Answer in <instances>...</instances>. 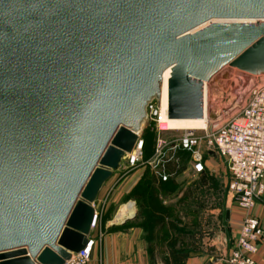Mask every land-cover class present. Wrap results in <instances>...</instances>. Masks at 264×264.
<instances>
[{
    "label": "water",
    "instance_id": "1",
    "mask_svg": "<svg viewBox=\"0 0 264 264\" xmlns=\"http://www.w3.org/2000/svg\"><path fill=\"white\" fill-rule=\"evenodd\" d=\"M167 70V119H202L205 86L223 115L264 74V0H0V264L85 249Z\"/></svg>",
    "mask_w": 264,
    "mask_h": 264
},
{
    "label": "built area",
    "instance_id": "2",
    "mask_svg": "<svg viewBox=\"0 0 264 264\" xmlns=\"http://www.w3.org/2000/svg\"><path fill=\"white\" fill-rule=\"evenodd\" d=\"M250 77V87L223 115L208 121L206 130L179 131L170 148H166V143L160 139L156 143L158 163L154 168L155 178L162 182L175 178L176 172L170 173L166 169L174 159L169 157V150L190 153L189 166L193 178L208 170V159L216 158L226 175V196L245 212L231 251L215 264H257L253 256L259 245H264V230L259 220L250 214L264 193V75ZM159 117L158 99L153 98L146 105L143 123L157 119L158 125ZM141 133L142 129L137 133L132 152L122 159L127 167L137 165L142 158ZM97 229L95 210L91 234ZM91 234L85 249L72 255L66 264H91L93 251L101 239L100 233L95 238Z\"/></svg>",
    "mask_w": 264,
    "mask_h": 264
},
{
    "label": "rangeland",
    "instance_id": "3",
    "mask_svg": "<svg viewBox=\"0 0 264 264\" xmlns=\"http://www.w3.org/2000/svg\"><path fill=\"white\" fill-rule=\"evenodd\" d=\"M239 74L242 76L249 75L244 72H239ZM258 75L263 76L264 74ZM251 82L250 77L239 96L250 87ZM156 120L157 119H155V121ZM155 121H147V123H143L142 125L141 140L143 141V147L140 162L135 166L127 167L125 162L121 161L119 168L113 173V176L106 182L100 191L94 204L97 213L98 229L93 230L92 234L94 235V233H96L97 235L99 233L104 234L105 232H123L133 225L144 226L146 228L144 230L146 232V240L151 241L150 252H152V264H164V259L166 258L172 244L175 243L176 245L177 242L183 241L182 239L184 238V235L181 236L179 232L182 233L184 230L181 228L179 229L181 226L179 225V222L181 221L182 225H185V227L190 223L188 221L189 217H185L183 214L186 210L193 211L195 209H193L194 203H189L190 196L184 199V202L181 204L174 205L176 202L174 197L175 192L171 194L165 192L163 195V201H167L168 206H162V208L165 210L166 218L173 221H168V225L170 226H165L162 229L151 228V233L147 235L146 230H148L149 219H147L145 215L146 200L142 199V189H138V185L140 182L145 181L144 179H154L159 181L154 176V168L157 167L158 163V159L155 156L157 140L160 139L162 142H165L166 148H170L174 145L172 141L179 134V131H159ZM168 155L169 157H174L169 164H173V162L175 164L176 162L177 172H180L187 167L190 168V153L169 150ZM207 168L208 170L197 178H193L191 174H188L184 179L187 181L188 185H190V183H196L194 187H188L185 191L190 192L192 189L191 194H195V196L197 194L195 199L198 208L197 217L199 218V221L197 236L199 239L203 236L206 238V235L211 232L212 227L210 226V228L207 229L205 228V225L209 226L213 218L212 216H214L211 215L212 211H217L218 215H221L228 205L225 189L226 175L224 170L216 158L208 159ZM171 180L172 179L170 178L165 182H159L167 183ZM134 183L135 186L131 188ZM196 191L198 192L196 193ZM130 203L134 205V214L136 215V218L134 221L121 225V223L127 218L125 207ZM180 213L185 219L180 220V218H176L175 220L174 216L177 215L179 217ZM117 217H121L122 220H119ZM218 218L221 219V216ZM201 224L203 225L202 227ZM148 254L150 253L148 252Z\"/></svg>",
    "mask_w": 264,
    "mask_h": 264
},
{
    "label": "crops",
    "instance_id": "4",
    "mask_svg": "<svg viewBox=\"0 0 264 264\" xmlns=\"http://www.w3.org/2000/svg\"><path fill=\"white\" fill-rule=\"evenodd\" d=\"M176 172L175 184L177 185V189L175 192L176 202L174 205L181 204L184 202L183 200L190 196L189 203L193 202L194 207L193 211H188L183 214L185 217H189V224L187 227L183 226L181 221L179 222V229H183L180 235H184L183 241L177 242L174 247V250H182L188 254L184 264H215L218 260L226 256L232 249L233 241L238 236L239 229L242 224V219L245 216V212H243L240 208L236 206L234 202H232L227 197L228 205L221 215H218L217 211H212L211 215L212 220L209 226L205 225V228H211L210 234L206 235V238L203 236L202 238H198V221L197 217V205L196 199L197 194H191L190 192H186V188L194 187V184H187V181L184 180L186 175L190 174V168L187 167L180 172ZM174 172V173H175ZM157 184L160 183L157 181ZM136 183V182H135ZM135 183L131 188L135 186ZM173 192H169L167 194H171ZM198 191H196L197 193ZM164 193H158V200L161 201L162 206H168L167 201H163ZM188 214V215H187ZM228 214V216L226 215ZM252 216L257 218L260 222L262 229L264 230V193L256 202L254 208L250 212ZM177 215L174 216V219L180 218V220H184L185 217ZM221 216V219L218 218ZM136 218V217H135ZM134 221V220H132ZM166 222L173 221L165 219ZM207 224V222H206ZM203 225L201 224V227ZM92 238H95L97 235H91ZM149 246L151 248V244L149 245L146 240V232L139 225H133L128 227L123 232H105L101 234L100 242L95 247L91 264H152V261L149 257ZM253 260L257 264H264V245H259L257 253L253 256Z\"/></svg>",
    "mask_w": 264,
    "mask_h": 264
},
{
    "label": "trees",
    "instance_id": "5",
    "mask_svg": "<svg viewBox=\"0 0 264 264\" xmlns=\"http://www.w3.org/2000/svg\"><path fill=\"white\" fill-rule=\"evenodd\" d=\"M166 169L170 173H174L176 170V165L167 164ZM145 181L140 182L138 185V189H142V199L145 201V215L147 219H149L147 235L151 233L152 229H162L168 225L169 222H166L165 210L162 208L161 203L158 200V193H169L173 192L177 189V185L174 180L168 181L167 183H158L154 179H144ZM143 187V188H142ZM166 209V208H165ZM144 230L146 229L144 226H140ZM150 240L148 243L150 245ZM175 243L172 244L170 250L167 253L166 258L164 259V264H184L188 254L182 250H174ZM149 246V257L152 261V252Z\"/></svg>",
    "mask_w": 264,
    "mask_h": 264
},
{
    "label": "bare ground",
    "instance_id": "6",
    "mask_svg": "<svg viewBox=\"0 0 264 264\" xmlns=\"http://www.w3.org/2000/svg\"><path fill=\"white\" fill-rule=\"evenodd\" d=\"M204 25L199 28L206 27ZM170 71L167 70L164 72L162 76V83L159 87V107H160V117L158 123V130L159 131H182V130H196V131H203L206 130L208 127V115H207V104H206V89L204 87V115L203 118L200 120H169L167 119V80L169 78ZM248 76H251L249 74ZM144 122V120H143ZM143 122L140 126V130L142 129ZM127 217L133 216L135 212L134 205L132 203L127 204L125 207ZM119 215V214H118ZM123 216V215H122ZM125 216V213H124ZM119 218V217H117ZM116 218V219H117ZM119 220H122L120 217ZM118 222V221H117Z\"/></svg>",
    "mask_w": 264,
    "mask_h": 264
}]
</instances>
